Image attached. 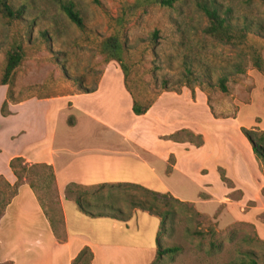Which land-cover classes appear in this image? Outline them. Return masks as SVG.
I'll use <instances>...</instances> for the list:
<instances>
[{
  "label": "rangeland",
  "instance_id": "obj_1",
  "mask_svg": "<svg viewBox=\"0 0 264 264\" xmlns=\"http://www.w3.org/2000/svg\"><path fill=\"white\" fill-rule=\"evenodd\" d=\"M61 1L73 3L83 28L67 18ZM206 1L229 8L233 22L252 21L261 31L249 33L240 46L205 36L207 20L197 5ZM7 2L23 13L11 20L0 10V81L7 52L20 45L23 58L9 83L0 84V264H37L43 258L66 264L69 250L85 245L95 264L110 259L151 264L156 254L159 219L137 209L123 222L85 216L66 201L67 221H60L56 208L51 211L48 190L39 187L54 219L40 221L27 194L41 209L39 199L27 182H35L32 174L41 171L23 174L26 180L14 194L16 178L8 164L16 156L28 165L53 162L61 192L71 181L131 182L169 192L177 200L160 204L172 213L160 238L181 249L154 264H226L245 252L264 264V236L256 231L264 232V212L256 213L253 200L245 201L264 183V160L256 159L242 133L264 131V1ZM111 36L124 49L132 96L139 102L155 99L144 115L131 112L119 63L100 51ZM252 55L260 57V68ZM222 76L227 92L217 86ZM181 129L201 134L203 145L195 147L183 132L178 134L183 142L168 140ZM221 172L232 187L220 180ZM21 188L27 194L15 201ZM50 233L59 244L68 234L71 247L51 248Z\"/></svg>",
  "mask_w": 264,
  "mask_h": 264
},
{
  "label": "trees",
  "instance_id": "obj_2",
  "mask_svg": "<svg viewBox=\"0 0 264 264\" xmlns=\"http://www.w3.org/2000/svg\"><path fill=\"white\" fill-rule=\"evenodd\" d=\"M172 1L173 0H156V2L163 6H171ZM59 6L72 23L79 28H83V19L81 18L78 10L75 9L72 2L61 1ZM197 7L207 20V24L202 29L203 34L223 44L240 46L244 44L249 33H259L261 31V25H256V23H253L252 21L245 20L240 24L233 22L232 17H230V9H222V6L216 4L214 1L200 2ZM0 10L4 17L11 20L21 18L23 13L22 9H14L7 2V0H0ZM100 51L105 54L107 61L115 60L119 63L123 74L124 87L132 98L131 112L136 116L146 114L155 99H151L146 102H139L132 96V92L126 84L129 71L127 65L123 62L124 49L122 44L116 37L111 36L101 42ZM22 58L23 51L20 45L15 46L11 51L7 52L3 75L0 81L1 85L9 83L15 68L19 65ZM252 60L254 66L260 68V57L258 55H252ZM236 66L238 70L241 71V69H239L240 65ZM187 70H189V68H187ZM226 81V76H222L218 79L217 86L222 92H227L228 90ZM187 87L190 89L191 93H193L192 87L190 85H187ZM5 105L6 102L4 101L1 107L3 116H6L4 115ZM181 132L185 133L189 137L188 141L195 147L203 145L202 135L196 134L188 129H181L169 134L168 140L176 143L183 142L178 137V134ZM242 133L249 141L256 159L264 160V131L242 129ZM192 138H196L197 140L193 141ZM8 166L16 178V181L11 186L14 194L17 193V188L22 184V181L26 180L24 176L25 174H27L31 169H40L41 172L32 174L34 176L32 179H34L36 183L29 180L27 182L28 186L35 192L37 198L39 199L44 216L48 219V221H54L49 214L50 209H47L43 199L38 194L39 187L46 188L50 197L49 202L51 205V211H54L56 208L60 215V221H63V213L61 210L60 199L58 197L59 195H57L56 178L53 167L46 163H33L28 165L24 162L21 156L11 158ZM261 174L264 178V168L261 169ZM219 177L227 187H232V182L225 176L224 172L219 173ZM63 194L66 200H70L75 204L79 212L91 218L106 217L125 222L131 218L132 210L135 209L156 216L159 219L156 234V254L151 264L160 260L164 255L173 256L181 249L179 245L165 246L160 238V234L164 233L167 229V219H169L172 215L168 209H162L160 204L162 202H167L168 198L177 200L172 197L169 192L161 193L151 190L143 185L131 182H108L91 185L69 182L64 186ZM194 234L200 235L201 232L195 231ZM92 259L93 253L90 247L83 246L73 258L71 264H92ZM226 264L260 263L253 256L252 252H245L242 257Z\"/></svg>",
  "mask_w": 264,
  "mask_h": 264
},
{
  "label": "crops",
  "instance_id": "obj_3",
  "mask_svg": "<svg viewBox=\"0 0 264 264\" xmlns=\"http://www.w3.org/2000/svg\"><path fill=\"white\" fill-rule=\"evenodd\" d=\"M37 163H46V164H50L53 167V162H41V161H38ZM53 170H54V168H53ZM54 174H55V172H54ZM55 178H56V175H55ZM8 180L10 182H13V177L8 178ZM71 182H73V181H71ZM57 189H58V187H57ZM58 191H59V199H60V204H61L62 213H63V221H67L66 217H65L64 205H65L66 201H70V200H66L64 198L63 192H61L59 189H58ZM22 192H25L27 194V191H25L24 188L23 189L21 188L20 191H19L18 196L15 197V201H16V199L20 198V195H21ZM245 196H246V194L243 192L242 195H241V198L244 197V199H245ZM27 197H28V201L30 202V205L32 207H34L35 210L37 211V213L40 215V217H39L40 221H47L45 219V216L42 213L41 209L39 207L38 208L36 207L35 197L32 195V193H29V195L27 194ZM248 200H253V202H254V205L252 206V210L253 211H255L256 213L264 212V183H260V187L257 188V190L255 191L252 199H245L246 202ZM13 201H14V199H13ZM101 218H106V217H101ZM113 220H115V219H113ZM65 229H66V222H65ZM256 231H257V235L259 237H263L264 236V232L262 230H259V229L256 228ZM50 234H51V243H50L51 248L54 249V248H59V247L60 248L61 247H69V246L71 247V243H70L68 234H67V241L65 243H62V244H59L55 240V237L52 235V233H50ZM85 246H87V245H85ZM81 247L82 246H78V248H76L74 251L69 250V252L67 253V257H66V264H70L71 259L74 258V256L77 254V252L79 251V249ZM49 256H51L50 253H49ZM53 263L55 264V259L52 260L51 258H49V259H44L43 258V259L38 260V262H37V264H53ZM92 264H95V256L94 255H93V259H92ZM107 264H119V263H118L117 259H110Z\"/></svg>",
  "mask_w": 264,
  "mask_h": 264
}]
</instances>
